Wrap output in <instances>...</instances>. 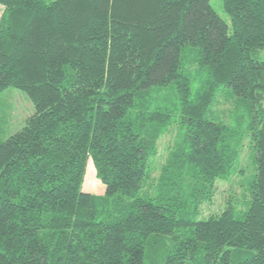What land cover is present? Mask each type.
I'll return each instance as SVG.
<instances>
[{
	"label": "trees",
	"instance_id": "16d2710c",
	"mask_svg": "<svg viewBox=\"0 0 264 264\" xmlns=\"http://www.w3.org/2000/svg\"><path fill=\"white\" fill-rule=\"evenodd\" d=\"M0 264H264V0H0ZM186 63L196 64L192 74ZM221 88L244 107L212 116ZM178 133L145 190L156 141ZM246 133L250 199L199 218ZM88 161L102 194L82 190Z\"/></svg>",
	"mask_w": 264,
	"mask_h": 264
},
{
	"label": "rangeland",
	"instance_id": "374dc122",
	"mask_svg": "<svg viewBox=\"0 0 264 264\" xmlns=\"http://www.w3.org/2000/svg\"><path fill=\"white\" fill-rule=\"evenodd\" d=\"M54 0H45L51 2ZM212 9L224 20L231 32L229 17L225 14L222 0H209ZM2 7L0 6V15ZM186 67L192 74L196 73V64L186 63ZM212 116L222 122H231L232 114L239 112L244 107L238 103L225 89L218 90L213 102ZM34 112L33 105L26 94L16 88H6L0 94V140H5L14 132L20 130L29 116ZM178 133V123H171L161 133L156 141L157 153L151 159L150 177L145 183V190L154 193L157 189V178L161 167L166 162L169 152L173 148ZM254 150L249 136L244 133L239 154L234 169L225 179H216L209 189L204 200L201 202L199 218L206 219L216 216L227 206H231L236 213H242L248 206L250 199V181L253 178ZM82 190L102 194L103 185L96 177L91 161H88L86 174L82 183Z\"/></svg>",
	"mask_w": 264,
	"mask_h": 264
}]
</instances>
